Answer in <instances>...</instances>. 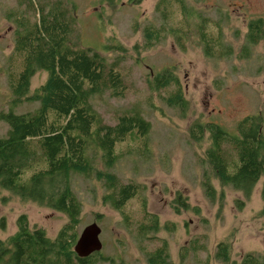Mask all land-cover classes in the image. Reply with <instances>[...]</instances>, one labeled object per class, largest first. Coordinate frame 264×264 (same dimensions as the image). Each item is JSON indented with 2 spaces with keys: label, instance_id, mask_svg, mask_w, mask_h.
<instances>
[{
  "label": "rangeland",
  "instance_id": "obj_1",
  "mask_svg": "<svg viewBox=\"0 0 264 264\" xmlns=\"http://www.w3.org/2000/svg\"><path fill=\"white\" fill-rule=\"evenodd\" d=\"M27 1L0 0V111L11 108L27 113L39 106L36 101L24 100L11 107L9 102L13 95L10 86L22 63L13 50L19 27L16 19L23 16L30 24L37 17ZM38 1L46 7L61 1L70 22L68 44L92 47L109 62L116 59L127 86L124 94L115 97L107 89L90 101L103 121L115 124L123 111L136 107L150 124L144 140L127 136L116 144V159L110 166L99 153H91L95 168L115 174L121 184L138 186L123 207L109 204L107 187L98 172L69 173L80 203L76 237L92 222L101 229L102 246L94 264H110L107 258L118 264H149L147 253L164 244L170 264H221L214 258L220 240L227 242L234 260L249 252L264 255V173L248 196L221 185L204 157L207 137L196 142L188 133L194 120L215 121L231 130L255 113H261L264 133L263 43L251 44L248 54L241 55L247 44V21L264 18V0H183L185 12L177 2L160 0ZM202 19L209 36L219 30L220 47L230 46V55H218L217 49L215 56L205 55L194 26ZM170 27L185 33L191 30L183 46L177 42V34L169 32ZM146 29L159 32L158 40L150 45L145 44ZM118 43L121 50L115 47ZM172 66L185 98L183 111L166 102L176 86L173 81L154 90L149 85L151 75ZM45 78L46 72L37 70L29 93ZM7 128L0 120V136ZM207 178L215 188L213 197L206 195L203 186ZM177 192L189 205L179 213L173 208ZM143 202L146 210L157 216L155 233L149 228ZM21 214L31 229L40 228L50 238L69 222L61 211L1 190L0 240L7 242L16 232Z\"/></svg>",
  "mask_w": 264,
  "mask_h": 264
},
{
  "label": "trees",
  "instance_id": "obj_2",
  "mask_svg": "<svg viewBox=\"0 0 264 264\" xmlns=\"http://www.w3.org/2000/svg\"><path fill=\"white\" fill-rule=\"evenodd\" d=\"M160 1L177 2L183 12L186 11L183 0ZM27 3L37 17L30 24L23 16L16 19L19 27L15 30L13 50L22 63L12 80L13 95L9 102L11 107L24 100L36 101L39 106L27 113H16L11 108L0 111V120L8 126L5 135L0 136V191H11L23 200L61 211L69 222L50 238L40 228L31 229L25 214H21L16 232L7 242L0 240V264H94V256L99 255V251L78 257L73 250L80 203L71 187L69 173L98 172L107 187L109 204L123 207L137 193L138 186L121 184L115 174L95 168L91 153H99L110 166L116 159V144L127 136L144 140L150 124L136 107L123 111L115 124L105 123L90 101L92 96L107 89L115 97L124 94L127 86L116 59L109 62L92 47L68 44L70 22L61 1L51 2L49 7L35 0ZM194 26L206 56H215L217 50L221 56L231 54L230 46L220 47L219 30L214 37L209 36L204 19ZM246 29L247 44L241 48L243 56L248 54L251 44L259 41L264 49V18L249 19ZM169 30L177 34L176 40L182 46L183 39L191 31L185 33L173 27ZM145 35L146 45L159 38L156 30L146 29ZM115 47L122 49L119 43ZM37 70H44L46 78L29 93L31 77ZM174 70L172 66L151 75L149 85L154 90L173 81L176 86L166 102L183 111L185 98ZM262 125L261 113H255L242 118L231 130L215 121L194 120L188 133L196 142L207 137L204 157L220 184L230 185L248 196L264 173ZM203 186L206 195L213 197L215 188L208 178ZM188 207L186 198L177 192L173 202L175 212ZM142 208L150 221V230L157 232V216L146 210L145 202ZM168 256L164 244L147 253V262L170 264ZM214 258L221 264H264V255L250 252L240 260L230 258L225 240L218 242ZM107 260L110 264H118Z\"/></svg>",
  "mask_w": 264,
  "mask_h": 264
},
{
  "label": "water",
  "instance_id": "obj_3",
  "mask_svg": "<svg viewBox=\"0 0 264 264\" xmlns=\"http://www.w3.org/2000/svg\"><path fill=\"white\" fill-rule=\"evenodd\" d=\"M100 231L96 222L89 223L82 228L73 245V250L78 257H86L101 249Z\"/></svg>",
  "mask_w": 264,
  "mask_h": 264
}]
</instances>
